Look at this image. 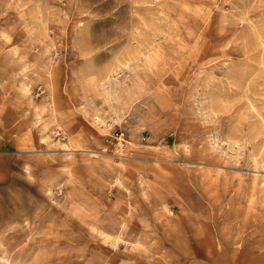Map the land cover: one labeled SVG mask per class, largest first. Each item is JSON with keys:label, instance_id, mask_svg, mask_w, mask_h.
Returning <instances> with one entry per match:
<instances>
[{"label": "rangeland", "instance_id": "obj_1", "mask_svg": "<svg viewBox=\"0 0 264 264\" xmlns=\"http://www.w3.org/2000/svg\"><path fill=\"white\" fill-rule=\"evenodd\" d=\"M0 264H264V0H0Z\"/></svg>", "mask_w": 264, "mask_h": 264}, {"label": "crops", "instance_id": "obj_2", "mask_svg": "<svg viewBox=\"0 0 264 264\" xmlns=\"http://www.w3.org/2000/svg\"><path fill=\"white\" fill-rule=\"evenodd\" d=\"M6 98H9V97L6 96ZM8 100H9V101H8V103H9V102L11 101V99L9 98Z\"/></svg>", "mask_w": 264, "mask_h": 264}]
</instances>
